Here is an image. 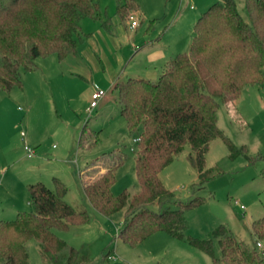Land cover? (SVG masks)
Returning a JSON list of instances; mask_svg holds the SVG:
<instances>
[{
  "label": "trees",
  "instance_id": "1",
  "mask_svg": "<svg viewBox=\"0 0 264 264\" xmlns=\"http://www.w3.org/2000/svg\"><path fill=\"white\" fill-rule=\"evenodd\" d=\"M243 1L248 21L235 0H217L194 21L188 50L168 58L156 80L128 77L114 85L118 113L131 140L138 138L130 148L138 190L112 193L122 161L106 164L92 179L81 174L80 181L85 198L96 211L108 216L122 210L118 238L130 246L163 232L186 239L209 256L211 264H264L256 246L236 240L222 224L206 239L184 235V212L202 199L193 196L181 201L159 176L187 144V159L196 171L197 185L208 182L220 172L205 167V153L215 138L224 142L230 158L243 155L248 162L264 161L259 153L248 155L244 144L235 145L217 124L219 101L233 118H240L234 101L242 89L264 84V0ZM113 3L121 24L132 13L140 19L134 0ZM83 18L112 30L113 22L99 0H0V91L21 89L20 72L35 70L37 57L55 54L61 60L75 54L87 37L81 31ZM98 134L95 131L94 143ZM51 182L52 188L40 181L27 184L33 210L0 219V264H30L26 245L32 239L45 264H76L78 250L54 230L85 224L89 215L64 199L67 187L60 178L53 176ZM250 227L255 242L264 241V215L252 220ZM214 240L219 257L214 254ZM108 255V251L103 254Z\"/></svg>",
  "mask_w": 264,
  "mask_h": 264
},
{
  "label": "rangeland",
  "instance_id": "2",
  "mask_svg": "<svg viewBox=\"0 0 264 264\" xmlns=\"http://www.w3.org/2000/svg\"><path fill=\"white\" fill-rule=\"evenodd\" d=\"M113 1L99 0V3L115 23L110 34L119 42L120 48L114 55L110 52V55L117 64L116 82H120L125 79V72L133 62L129 63L131 49L128 47L131 43L127 37L130 32L118 22ZM215 1L139 0V4L144 22L148 19L154 21L151 35L159 36V46L170 49V57L176 52L188 50L193 21ZM235 2L241 16L248 21L244 1ZM189 5L193 8L189 9ZM94 52L97 56L95 64L89 62L82 67L86 73L73 64L72 56L61 60L55 54L37 57L34 60L35 70L20 72L21 89L0 91V219L14 218L15 210H33L27 186H24L26 189L15 186L17 203L13 207L1 205L6 196L5 184L26 179L42 181L52 188L51 177L57 176L68 188L64 199L76 210H84L89 215L85 224L72 225L67 230H54L78 250L76 264H211L209 256L191 246L186 239H176L162 232L146 237L135 246L122 242L118 238L123 224L122 210L105 216L85 198L79 172L88 168L85 174L92 179L105 166L119 161L123 163L115 172L112 193L118 194L127 189L132 194L138 190L130 149L134 143L117 112L116 92L111 93L108 87L105 89L109 95L106 104L100 99L95 109L87 111L92 84L88 76L91 75L97 84L109 81L106 66L111 63L109 56L104 58ZM219 103L217 124L223 133L235 145L244 144L248 155L259 153L264 157V84L248 85L242 89L240 98L234 101L240 118H233ZM20 131L25 135L21 136ZM95 131H99L97 143H94ZM24 139L35 151L31 158H27L23 150ZM93 143V147H85ZM78 152L86 158H80ZM188 152L186 144L182 152L160 172L164 186L181 201L193 196L202 199L196 206L185 210L187 227L184 235L206 239L212 236L216 226L222 224L236 240L249 247L255 246L250 224L264 215V161L257 158L248 162L243 155L230 158L224 142L215 138L205 153V167L220 172L198 186L196 171L187 159ZM85 161L89 162L88 166L82 165ZM30 168L39 170L36 173L29 171ZM81 179H84L83 176ZM239 204L244 208H240ZM262 245L264 247V241ZM26 246L30 264H45L35 240L28 241ZM213 247L214 254L219 257L220 248L216 240ZM107 251L109 255L104 257Z\"/></svg>",
  "mask_w": 264,
  "mask_h": 264
},
{
  "label": "crops",
  "instance_id": "3",
  "mask_svg": "<svg viewBox=\"0 0 264 264\" xmlns=\"http://www.w3.org/2000/svg\"><path fill=\"white\" fill-rule=\"evenodd\" d=\"M134 1L138 5V10H137L136 14L138 16H140V19L138 18V22H139L138 26L134 30H128L126 28V24L125 23L122 24L124 26V28H126L130 32L128 34V37H127L128 42L131 43V46L128 47V49L129 48L131 49L130 50L131 52H129V55H130L129 56V63L133 62L132 67L127 68V71L125 72L126 74L123 78L126 79L128 77H142V78L148 79L150 81H154L157 79L163 64L168 59V57L170 55L169 54L170 49L166 50V48L164 46H162V47L159 46V42H160L159 36L153 37L151 35V31L153 29V24H154L153 22L154 21H152V19H148L147 22L145 23L144 22V20H145L144 14H143V11H142L141 6L139 4V0H134ZM192 8H193V6L189 5V9H192ZM196 18H195V20H196ZM194 21H193V23H194ZM118 22H119V20H118ZM113 24H115V23H113ZM80 26H81L82 33L87 35V37L84 38L83 41L78 45L77 52L75 54H70L68 56H72L71 60H72L73 64L76 67H78L79 69H82L84 73H86V70H84L82 67H85V65L87 66V63H89V62H91L93 65L95 64L94 62L96 61L95 58L97 56H96L94 51H97L98 53H100L104 58H106V56H109L111 63L106 64L107 76H108L109 81L103 85L97 84L96 82L95 83L93 82L92 76L88 74L89 75L88 76L89 81L92 83L90 86V92H89L88 96L90 97V94H91L92 90L94 89V86L97 87V85H99L98 87H100L102 89H107L109 87V90L111 91V93H113V91H114L113 88H114V85L116 83V79L118 76H116L117 75L116 74V65L117 64H115L114 60L112 59L110 52L112 53V55H114L118 51V49L120 48V46H118L119 42L116 41L114 38H112L110 31H106L100 25V23L96 20H91L89 18H83L80 22ZM189 35L191 37L192 32H190ZM173 39H174V37H173ZM135 41H136V43H134ZM123 53H126V52L123 51ZM176 53H174V54H176ZM174 54H172V55H174ZM65 58H63V59H65ZM117 62H118V60H117ZM79 66H81V67H79ZM88 69L90 70L91 68L88 67ZM96 70L97 69L94 68L95 72H96ZM90 72H92V71H90ZM101 100H102L103 104H106V102L109 100V95L107 96V93H106L105 97L101 98ZM102 103H100V105ZM24 135H25V133H24ZM24 141H25V139H24ZM34 154H35V151H34ZM78 154H79L78 156L80 158H82V159H83V157L86 158V155L82 154L81 152L80 153L78 152ZM33 156H31V157H33ZM31 157H27V158H31ZM84 163H86V164H84ZM84 163H82V165H86V166L89 165V162L85 161ZM190 167H191V165H190ZM87 169L85 168L84 170L80 171L79 175L84 174ZM38 170L39 169L33 171L32 168L29 169V171H32V172H36ZM103 171L104 170L101 169L98 173H102ZM159 176L161 179V174H159ZM86 178H88L87 175L85 176V179ZM40 182H42V181H40ZM29 183H34V182H32L31 180L21 179V181L19 183H17V181H13L9 184H5L3 189H4V192L6 193V196L3 200V202H1V205L2 204L10 205V207H13V205H15V203H17V197H16L17 193L15 192L16 191L15 186L18 185V188H19V186L21 188L22 186L23 187L27 186V184H29ZM42 183H44V182H42ZM81 190H82V186H81ZM82 192H83V190H82ZM18 211H20V210H15L14 213L16 214ZM157 233H159V232H157ZM164 234H166V233H164Z\"/></svg>",
  "mask_w": 264,
  "mask_h": 264
},
{
  "label": "built area",
  "instance_id": "4",
  "mask_svg": "<svg viewBox=\"0 0 264 264\" xmlns=\"http://www.w3.org/2000/svg\"><path fill=\"white\" fill-rule=\"evenodd\" d=\"M137 26H138V18L135 16L134 13H132L128 16V19L126 22V28L128 30H134ZM106 93H107L106 90H104L102 88L94 87V89L92 90V92L90 94V100H89V104L87 107V111L88 112L92 111L97 106L99 100L101 98L105 97ZM20 134H21V136H24L23 131H21ZM137 140H138V138L133 139L134 142H136ZM23 149H24L27 157H31L34 155V149L31 148L25 141L23 143ZM239 207L244 208V206L242 204H239ZM255 246L261 252V254L264 257V247L262 245V241H260V240L256 241Z\"/></svg>",
  "mask_w": 264,
  "mask_h": 264
}]
</instances>
